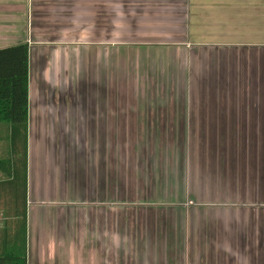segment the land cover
Masks as SVG:
<instances>
[{"label":"crops","instance_id":"obj_1","mask_svg":"<svg viewBox=\"0 0 264 264\" xmlns=\"http://www.w3.org/2000/svg\"><path fill=\"white\" fill-rule=\"evenodd\" d=\"M20 43L0 264H264V0H0Z\"/></svg>","mask_w":264,"mask_h":264},{"label":"trees","instance_id":"obj_2","mask_svg":"<svg viewBox=\"0 0 264 264\" xmlns=\"http://www.w3.org/2000/svg\"><path fill=\"white\" fill-rule=\"evenodd\" d=\"M28 101V43H20L0 48V124L2 122H7L11 125L12 129H18L19 131L24 130L25 133L28 124ZM11 160L12 159H10V161ZM6 161L7 160H2L4 163H6ZM11 258H13L12 260L14 261V257L10 255H7L5 260L10 261ZM18 258V262H9L8 264H27L26 248H23ZM1 259L3 258L0 257V260Z\"/></svg>","mask_w":264,"mask_h":264},{"label":"rangeland","instance_id":"obj_3","mask_svg":"<svg viewBox=\"0 0 264 264\" xmlns=\"http://www.w3.org/2000/svg\"><path fill=\"white\" fill-rule=\"evenodd\" d=\"M8 125H9V123H7V122H2L0 124V136L4 140H6V142L2 143V147H1V151L0 152L4 153L6 155L9 154L10 152H12V160H13L14 159V156H13L14 154L15 155L18 154L19 156H20V154H22L23 149H24V144H23V142L20 141L18 147L16 146V148L14 150L11 149L9 145L7 146V141L9 139H11V135H10V132H9V129H8V127H9ZM2 150H3V152H2ZM6 155H3L2 157L0 156V159L5 158Z\"/></svg>","mask_w":264,"mask_h":264}]
</instances>
